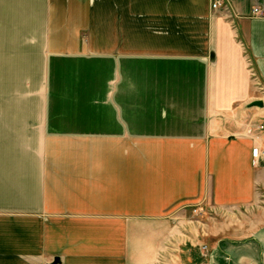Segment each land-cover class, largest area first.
Returning a JSON list of instances; mask_svg holds the SVG:
<instances>
[{
  "label": "crops",
  "instance_id": "0c3cea01",
  "mask_svg": "<svg viewBox=\"0 0 264 264\" xmlns=\"http://www.w3.org/2000/svg\"><path fill=\"white\" fill-rule=\"evenodd\" d=\"M212 1L48 0L37 110L0 113V264H264V0Z\"/></svg>",
  "mask_w": 264,
  "mask_h": 264
},
{
  "label": "rangeland",
  "instance_id": "374dc122",
  "mask_svg": "<svg viewBox=\"0 0 264 264\" xmlns=\"http://www.w3.org/2000/svg\"><path fill=\"white\" fill-rule=\"evenodd\" d=\"M48 0H0V113H33L37 110L36 98L31 95L37 84L42 67L41 55L48 48L43 40L49 29L46 18ZM254 78V75H253ZM259 200L249 212L222 211L220 215L194 206H185L183 217H174L173 226L179 219L188 225L180 228H204L206 222L214 228H226L230 219L239 218L241 224L259 220ZM248 216L245 217L244 214ZM243 218V219H242ZM240 222V221H239ZM179 226V225H178ZM196 255L193 249L189 254Z\"/></svg>",
  "mask_w": 264,
  "mask_h": 264
},
{
  "label": "built area",
  "instance_id": "2783aa9c",
  "mask_svg": "<svg viewBox=\"0 0 264 264\" xmlns=\"http://www.w3.org/2000/svg\"><path fill=\"white\" fill-rule=\"evenodd\" d=\"M222 5L223 4L221 0H213L211 4L212 8H217ZM252 13L258 16L264 15L263 11L259 7H253ZM255 128L256 130H259V131L264 130V121L257 124ZM251 154H252V164L257 165L259 163L261 156L264 154V151L261 150L259 145H254L252 147ZM194 210L197 211L198 209L195 208Z\"/></svg>",
  "mask_w": 264,
  "mask_h": 264
},
{
  "label": "water",
  "instance_id": "95a60500",
  "mask_svg": "<svg viewBox=\"0 0 264 264\" xmlns=\"http://www.w3.org/2000/svg\"><path fill=\"white\" fill-rule=\"evenodd\" d=\"M249 106H258V107H262L263 106V102L262 100L258 99V100H253ZM50 264H57L56 260H53Z\"/></svg>",
  "mask_w": 264,
  "mask_h": 264
}]
</instances>
